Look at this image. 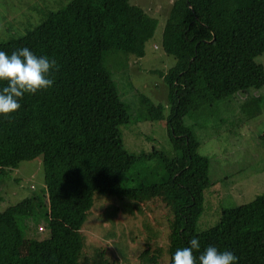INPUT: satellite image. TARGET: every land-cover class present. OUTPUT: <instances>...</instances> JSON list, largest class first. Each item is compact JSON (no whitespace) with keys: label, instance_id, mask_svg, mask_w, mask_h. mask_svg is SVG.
Here are the masks:
<instances>
[{"label":"trees","instance_id":"1","mask_svg":"<svg viewBox=\"0 0 264 264\" xmlns=\"http://www.w3.org/2000/svg\"><path fill=\"white\" fill-rule=\"evenodd\" d=\"M156 25L155 17L128 0H69L24 35L0 42V51L27 47L60 65L51 89L25 95L11 121L0 117V174L41 155L47 193L0 210V264H81L80 229L97 190L138 200L159 188L173 211L168 264L193 237L200 241L197 258L215 246L233 252L238 264H264V192L222 208L216 225L196 231L203 191L211 185L210 160L184 123L186 115L220 99L264 86V67L255 60L264 52V0L173 1L162 47L175 63L161 72L171 104V155L124 147L119 126L130 121L129 104L104 63L108 53L142 57ZM140 102L144 118L163 119L161 104L143 94ZM258 137L264 142V131ZM151 158L162 162L166 175L144 185L146 172H138L135 184L126 186L134 164ZM28 218L44 219L49 236L26 239L19 220ZM156 260L153 255L151 262Z\"/></svg>","mask_w":264,"mask_h":264},{"label":"rangeland","instance_id":"2","mask_svg":"<svg viewBox=\"0 0 264 264\" xmlns=\"http://www.w3.org/2000/svg\"><path fill=\"white\" fill-rule=\"evenodd\" d=\"M68 1L0 0V42L24 35L41 23L48 11H56ZM128 1L155 17L157 25L145 43L142 57L129 55L127 59L121 53L105 56L104 63L131 113L130 121L119 126L124 147L133 153L155 148L171 155L173 149L166 124L171 104L161 72L175 63L174 56L162 47V31L174 0ZM255 60L264 67V52ZM141 94L163 106V119L144 118ZM184 123L201 143V154L210 160L211 185L203 191L204 202L196 221V231L200 232L218 223L222 208L247 203L264 192V142L258 137L264 131V86L220 99L211 109L186 115ZM138 172H146L141 180L144 185L166 175L159 159L138 160L126 175V186L135 184L132 179ZM159 190L149 198L138 200L121 197L115 191L97 190L80 229L82 248L78 261L81 264H168L173 211L170 200ZM26 197H47L41 155L5 168L0 174L1 211ZM19 222L26 239L49 236L42 218ZM40 226L43 231H38ZM21 252H25V247ZM153 255L157 260L152 263Z\"/></svg>","mask_w":264,"mask_h":264},{"label":"clouds","instance_id":"3","mask_svg":"<svg viewBox=\"0 0 264 264\" xmlns=\"http://www.w3.org/2000/svg\"><path fill=\"white\" fill-rule=\"evenodd\" d=\"M59 70L54 58L37 56L27 47L11 54L0 51V84L4 85L0 87V117L11 121L25 95L34 96L51 89ZM199 251L200 241L193 237L188 246L175 251L171 264H238V257L231 251L208 246L197 258L194 252Z\"/></svg>","mask_w":264,"mask_h":264},{"label":"crops","instance_id":"4","mask_svg":"<svg viewBox=\"0 0 264 264\" xmlns=\"http://www.w3.org/2000/svg\"><path fill=\"white\" fill-rule=\"evenodd\" d=\"M255 99H257V102H258V97L257 98H255ZM241 107V106H240ZM200 148H201V143H200V146H199V152H200ZM201 153V152H200ZM222 167V166H221ZM224 167H227V164H224Z\"/></svg>","mask_w":264,"mask_h":264},{"label":"built area","instance_id":"5","mask_svg":"<svg viewBox=\"0 0 264 264\" xmlns=\"http://www.w3.org/2000/svg\"><path fill=\"white\" fill-rule=\"evenodd\" d=\"M44 228L42 226L38 227V231H43Z\"/></svg>","mask_w":264,"mask_h":264}]
</instances>
